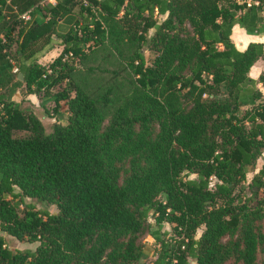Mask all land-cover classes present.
<instances>
[{
	"label": "trees",
	"instance_id": "16d2710c",
	"mask_svg": "<svg viewBox=\"0 0 264 264\" xmlns=\"http://www.w3.org/2000/svg\"><path fill=\"white\" fill-rule=\"evenodd\" d=\"M41 1L0 0V264H145L147 235L159 246L152 264H257L264 163L250 195L244 184L264 153V72L249 76L264 44L240 50L231 35L235 25L264 34V0ZM150 28L154 60L144 67L139 56L138 86L106 119L72 85L64 56L107 40L141 44ZM54 37L63 49L47 70L37 60ZM61 77L73 96L54 99L68 120L45 133L13 97L49 92ZM166 222L182 236L175 244ZM4 234L38 246L9 249Z\"/></svg>",
	"mask_w": 264,
	"mask_h": 264
},
{
	"label": "rangeland",
	"instance_id": "374dc122",
	"mask_svg": "<svg viewBox=\"0 0 264 264\" xmlns=\"http://www.w3.org/2000/svg\"><path fill=\"white\" fill-rule=\"evenodd\" d=\"M79 4V2H78ZM78 6V5H76ZM165 15H156L155 21L161 22ZM154 34V28H150L145 34V40L138 43H129L127 40L121 42H109L108 40L94 46L92 49L84 48L85 56H70L65 55V63L71 67L66 69L70 73L72 85H77L85 90L91 98L94 99L96 105L103 111L106 119L113 113V111L123 103L126 96L138 86L136 67L140 62L139 56L143 57V66L148 67L155 57V52L150 48V38ZM246 34V33H245ZM251 38H259L261 35H249ZM236 45L245 44L247 38L241 30H235L232 37ZM13 49V48H12ZM8 53L10 57L13 55V50ZM63 44L58 38L53 39L51 46L45 48L39 53L37 63L42 65L47 70L53 63L54 59L61 53ZM10 63L14 65V71H17L19 64L16 60L11 59ZM5 65V61H0V66ZM21 76L23 77L22 72ZM65 73V71L63 72ZM250 76V73H249ZM20 79V77H17ZM22 81V79H20ZM71 86L67 84V78L61 77L59 84L54 85L49 92L40 91L39 96L30 94L26 88H23V93L18 92L14 95L13 100L18 103L19 107L24 111L35 115L42 123L45 133H50L53 130L55 123L66 124L69 116L66 102L64 99L59 100L56 104L55 93L65 89L71 96L73 92ZM107 94V99L104 101V95ZM15 135L23 136L25 131H15ZM264 163V153L257 159L256 164L248 167L246 175V182L244 184V193L250 195L251 187L249 183L253 175L258 172ZM215 180L211 181V184ZM257 191V188H253ZM261 191L259 192V196ZM26 201H32L36 204V208L47 207L51 212L56 210L54 205L45 202H37L34 199L26 198ZM151 224L154 228V219H151ZM162 231H169L164 238L170 243L182 238L172 231L171 224L164 223ZM201 226L196 233L199 237L202 232ZM6 245L9 249H21L34 251L38 246V242H29L27 240H20L15 237L4 234ZM143 249V259L145 264H152L158 256L159 246L154 243L152 236L147 235L140 239ZM175 244V243H174ZM142 259V260H143ZM257 264H264V252H261Z\"/></svg>",
	"mask_w": 264,
	"mask_h": 264
},
{
	"label": "crops",
	"instance_id": "0c3cea01",
	"mask_svg": "<svg viewBox=\"0 0 264 264\" xmlns=\"http://www.w3.org/2000/svg\"><path fill=\"white\" fill-rule=\"evenodd\" d=\"M235 30H241V31H243L244 32V35H245V37L247 38V42L245 43V44H241V45H236V43H235V45H236V47L238 48V49H240V50H243L246 46H247V44L249 43V42H261V43H263L264 44V34H262L259 38H251L250 39V37L248 36V35H246L247 33L242 29V28H240L238 25H235L234 27H233V29H232V35H231V38L233 37V33H234V31ZM246 33V34H245ZM233 40V39H232ZM234 42V41H233ZM262 72H264V60H258L252 67H251V69H250V71H249V73H250V76L251 77H253V78H257L259 75H260V73H262Z\"/></svg>",
	"mask_w": 264,
	"mask_h": 264
},
{
	"label": "built area",
	"instance_id": "2783aa9c",
	"mask_svg": "<svg viewBox=\"0 0 264 264\" xmlns=\"http://www.w3.org/2000/svg\"><path fill=\"white\" fill-rule=\"evenodd\" d=\"M77 1L83 6H88L89 5L88 0H77ZM56 2H57V0H43V1L40 2V4L42 6L45 5V4L55 5ZM29 17H30L29 11L20 15V18H22L24 21H27L29 19Z\"/></svg>",
	"mask_w": 264,
	"mask_h": 264
},
{
	"label": "water",
	"instance_id": "95a60500",
	"mask_svg": "<svg viewBox=\"0 0 264 264\" xmlns=\"http://www.w3.org/2000/svg\"><path fill=\"white\" fill-rule=\"evenodd\" d=\"M19 77H20V79H23V77L21 76V73H19Z\"/></svg>",
	"mask_w": 264,
	"mask_h": 264
}]
</instances>
